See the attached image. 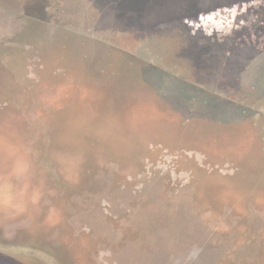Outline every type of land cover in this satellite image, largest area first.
Masks as SVG:
<instances>
[{
  "label": "rangeland",
  "instance_id": "rangeland-1",
  "mask_svg": "<svg viewBox=\"0 0 264 264\" xmlns=\"http://www.w3.org/2000/svg\"><path fill=\"white\" fill-rule=\"evenodd\" d=\"M189 39L196 71L170 57ZM25 124L42 141L139 155L133 189L160 206L157 220L133 202L109 221L111 196L85 219L55 204L45 178L63 159L32 154ZM196 203L228 209L183 221ZM263 205L264 0H0V252L25 264H264Z\"/></svg>",
  "mask_w": 264,
  "mask_h": 264
},
{
  "label": "trees",
  "instance_id": "trees-1",
  "mask_svg": "<svg viewBox=\"0 0 264 264\" xmlns=\"http://www.w3.org/2000/svg\"><path fill=\"white\" fill-rule=\"evenodd\" d=\"M27 127L28 125L26 124L22 126L19 134V141L23 143V141L21 140L24 139L23 144H26L29 141V147L31 148L32 154H34L35 152L34 148L40 146V153L43 155L42 157L46 155L45 159L50 160V158L53 157L52 153H54L55 157L57 158L61 157V159H59L60 161L63 159V163H58V172H60L62 175H60V173H56L55 171H51L48 172L45 178V182L46 184H48V187L55 191L53 200L55 204L61 203L67 206L73 204V207L71 209L76 212L77 215L84 216L85 219L88 213H83L84 209L91 210L93 207L98 205L99 198L102 199L103 197L106 198L111 196L114 200L107 201L109 204L106 206L113 205L115 207H119L116 208L113 213H111L113 214L109 216L111 219L108 217L109 221L114 222H118V220L122 216L128 217L127 215L130 214L128 212H131L136 205L133 207L130 206L127 210H125L126 204L130 203V205H132L133 202H139V204H141L140 207L142 206L141 208L143 210V212L141 210V213L144 215H147L150 211L153 213V216H157L160 213V206H157L158 204L155 206H143L142 203L146 201L147 193H143L144 191H142L140 187H136L138 189H133L138 178L137 170L139 168V165L141 164L139 155H136L135 153L125 152L123 151V148L122 151H107L101 148L99 144L94 141H86L87 143L74 142L62 137V135L61 138L57 139L54 143L51 141H42L40 138L41 135L38 134L37 128H33L30 125L28 128ZM35 130L36 135L33 134ZM87 148L90 151L84 150H87ZM96 150L98 151L96 152L97 154L93 153ZM52 174L54 175V177H51ZM29 181L30 184H32L31 180ZM120 188L124 193L125 191L132 193L131 196L129 197L121 195ZM43 192L44 194H46L45 191ZM81 199L83 200V202L87 203H83V205L81 206ZM85 205L86 207H84ZM223 205L208 203H206L205 205H200V203H196V205L188 207L185 212L186 214H184L185 219L182 220H185L186 222L193 221L195 219L198 220L197 214L203 206H210L212 209V216H216L217 212L222 213L225 209H228V207L225 208ZM237 211L243 213V210L241 209H238ZM63 215L64 217H67V212L65 211ZM175 215L176 214L174 213L173 216ZM38 217H40V215ZM157 218L158 216L155 219L157 220ZM211 218L213 219L214 217ZM211 223H213V226L215 227L213 229L216 230L217 226L214 225L215 222ZM61 224L63 225L64 222H62ZM116 226L117 223L115 224V227ZM61 229L63 230L59 232L60 235L69 233V229H67V227H62ZM261 231L263 232H261L262 234H259L258 238L261 240V235H263V242H260V244H258L257 250H259L260 252H264V228ZM36 232V239H38V237L39 239H41L38 235V232L40 233V231ZM40 235L42 237L41 233ZM15 237L18 238L16 239L18 241L26 242L27 240H29L30 236L29 233L24 232L23 234L17 233ZM60 248L64 249L66 247L62 245L52 248L54 250L55 256L56 253L58 254V251L62 250ZM24 259L26 258H20V256L16 254L0 252V264H25L24 262L26 261H24ZM32 259L34 260V258ZM33 263L39 264L37 263L36 259L33 261Z\"/></svg>",
  "mask_w": 264,
  "mask_h": 264
},
{
  "label": "flooded vegetation",
  "instance_id": "flooded-vegetation-1",
  "mask_svg": "<svg viewBox=\"0 0 264 264\" xmlns=\"http://www.w3.org/2000/svg\"><path fill=\"white\" fill-rule=\"evenodd\" d=\"M194 14L197 16V15H201L202 13L201 12H197V11H194ZM180 15H182V13H180ZM200 17H198V19H199ZM180 22H182L181 24H183V23H186V24H188L187 22H188V18L187 17H185V16H181L180 18ZM189 24H192L191 22L189 23ZM165 29V28H164ZM164 29H161V30H164ZM155 30H159V28H156ZM178 30H180L179 28H178ZM164 34V32H162V33H159V34H155V35H157V36H160V35H163ZM189 41H190V44H189V46H187L186 44H185V48L183 49V48H180L179 49V47L177 46L176 47V49H175V53L173 54V55H171L170 57L171 58H174V61H176V59L177 60H179L180 62H182L186 67L185 68H188L190 71L192 70H194V71H196V66H198V65H193V62L195 61V60H197V59H195L196 58V55H197V53H196V50L197 49H195L194 48V41L192 40V39H189ZM186 48L188 49V51H189V55H188V51L186 50ZM127 58H128V60H129V57L127 56ZM131 58H132V60H133V62H141V59H138L137 57H135V56H131ZM142 62H143V60H142ZM177 62V61H176ZM190 62V63H189ZM144 63V62H143ZM146 63V62H145ZM150 66H153L154 68H156L157 70H159V71H164V70H162V68H164V67H162V66H156V65H154L153 63H151V62H147ZM171 63H172V61H171ZM174 63V62H173ZM170 64V63H169ZM189 64V65H188ZM171 65V64H170ZM162 67V68H161ZM173 68V67H172ZM167 71H169V70H167ZM166 72V71H165ZM170 72V71H169ZM168 72V73H169ZM181 76V75H180ZM179 76V77H180ZM181 78V77H180ZM181 81V80H180ZM194 82H196L195 80H193ZM197 83V82H196ZM262 234V233H261ZM260 242H263V235H261V240H260Z\"/></svg>",
  "mask_w": 264,
  "mask_h": 264
},
{
  "label": "clouds",
  "instance_id": "clouds-1",
  "mask_svg": "<svg viewBox=\"0 0 264 264\" xmlns=\"http://www.w3.org/2000/svg\"><path fill=\"white\" fill-rule=\"evenodd\" d=\"M200 19H201V21H204V20H205V17L202 16ZM208 19H211V15L208 16ZM196 27H200V25L197 24ZM221 27H223V25H221ZM210 34H211V33H210V31H209V35H210Z\"/></svg>",
  "mask_w": 264,
  "mask_h": 264
},
{
  "label": "water",
  "instance_id": "water-1",
  "mask_svg": "<svg viewBox=\"0 0 264 264\" xmlns=\"http://www.w3.org/2000/svg\"><path fill=\"white\" fill-rule=\"evenodd\" d=\"M1 251V250H0ZM4 251H2V253H3ZM16 255H18V256H20V258H24L21 254H16Z\"/></svg>",
  "mask_w": 264,
  "mask_h": 264
}]
</instances>
